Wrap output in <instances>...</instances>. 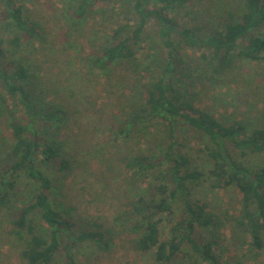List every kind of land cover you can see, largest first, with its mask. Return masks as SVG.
<instances>
[{
	"label": "rangeland",
	"instance_id": "1",
	"mask_svg": "<svg viewBox=\"0 0 264 264\" xmlns=\"http://www.w3.org/2000/svg\"><path fill=\"white\" fill-rule=\"evenodd\" d=\"M16 1L24 6L30 21L40 25L42 35L22 47V57L34 74L35 86L46 98L43 104L49 105L51 98L63 116L60 128L56 126L46 136L52 138L56 133L64 142L63 155L69 166L63 171L49 170L55 185L52 199L68 211L74 235L63 232V246L51 264H158L155 252L137 249L140 232L130 216L131 202L141 196L146 179L136 180L126 169V159L132 154L144 153L156 159L166 138L160 123H129L141 112L144 68L163 65L169 58V48L155 20H149L143 33L139 48L142 62L137 71L127 63H114L101 70L93 60L105 45L115 41L111 36L114 29L120 24H134L138 18L130 0L99 1L84 17L75 15L78 0ZM244 9L245 0H192L174 17L179 28L187 23L195 34L205 36L239 19ZM254 33L264 35V26ZM173 40L190 69L198 107L225 124L239 121L248 132L264 128V59H238L234 68L217 74L205 66L206 50L182 46L177 32ZM177 134L180 144L192 149L194 164L208 168L210 158L195 128L183 122ZM12 143L8 119L0 115V171L14 161ZM248 163L256 169L264 166V151L248 156ZM34 191L30 180L20 179L9 201L0 206V264H30L22 257L26 241L12 228L20 208L31 200ZM193 191L194 199L206 203L222 222L216 231L219 246L215 250L224 264H264V250L256 253L250 239L243 242L231 231L232 214L241 208L238 190L216 189L203 182ZM158 218L162 237L166 238L174 218L167 214ZM37 222L41 223L39 214ZM83 231L102 232L103 248L93 241L77 240ZM182 247L186 256L174 264H207L189 244Z\"/></svg>",
	"mask_w": 264,
	"mask_h": 264
},
{
	"label": "trees",
	"instance_id": "2",
	"mask_svg": "<svg viewBox=\"0 0 264 264\" xmlns=\"http://www.w3.org/2000/svg\"><path fill=\"white\" fill-rule=\"evenodd\" d=\"M1 1L4 31L0 34V115L8 119L14 161L0 171V206L9 201L20 179L34 184L32 198L20 208L12 232L25 239L22 257L30 264H51L63 246V232L74 235L68 211L64 212L52 199L55 185L49 170L63 171L69 166L63 155L64 142L56 133L52 138L46 136L56 126L60 128L63 116L51 98L49 105L43 104L46 98L35 86L34 74L22 57V47L41 38L40 25L30 21L24 6L16 0ZM99 1L105 0H78L75 15L84 17ZM191 1L130 0L138 18L134 24L116 27L111 35L115 41L105 45L101 55L93 60L101 70L114 63H127L137 71L142 62L140 42L150 19L155 20L162 41L169 48L165 64L144 68L141 112L129 122L160 123L166 130L161 154L156 159L144 153L126 159V169L134 179H146L144 194L131 202L130 216L140 232L136 247L142 252H155L158 264H174L184 258V243L202 262L224 264L215 250L219 246L216 231L222 222L206 203L194 199V187L203 182L216 189L238 190L241 208L232 214L231 231L243 242L250 239L256 253L264 250V166L256 169L248 163V156L264 151V128L248 132L241 122L225 124L198 107L190 69L173 40L177 32L182 46L206 50L205 66L217 74L234 68L238 59H264V35L254 33L264 26V0H245L239 19L226 22L205 36L195 34L187 23L178 27L174 14ZM183 122L202 137L211 162L208 168L194 164L192 149L180 144L177 133ZM38 214L41 223L37 222ZM161 214L174 218L166 238L160 229ZM76 239L93 241L99 249L104 246L100 231H83Z\"/></svg>",
	"mask_w": 264,
	"mask_h": 264
}]
</instances>
